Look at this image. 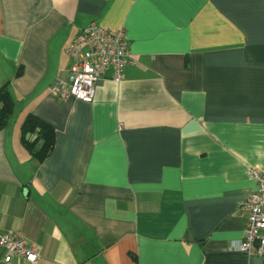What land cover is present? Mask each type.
I'll return each instance as SVG.
<instances>
[{"label":"crops","instance_id":"obj_1","mask_svg":"<svg viewBox=\"0 0 264 264\" xmlns=\"http://www.w3.org/2000/svg\"><path fill=\"white\" fill-rule=\"evenodd\" d=\"M91 21L124 27L135 63L91 102L61 98L65 45ZM5 83L0 235L35 243V264H264L238 249L264 170V0H0ZM28 114L54 129L42 160Z\"/></svg>","mask_w":264,"mask_h":264},{"label":"built area","instance_id":"obj_2","mask_svg":"<svg viewBox=\"0 0 264 264\" xmlns=\"http://www.w3.org/2000/svg\"><path fill=\"white\" fill-rule=\"evenodd\" d=\"M64 52L71 59L70 80L68 84L55 83L52 89L61 98L72 96L85 102L94 99L97 83L108 70L111 79L119 82L125 67L135 63L124 27L110 29L95 21L80 28L67 42ZM249 174L256 187L239 205L246 223L238 249L264 257V170L252 168ZM0 247L5 249L6 262L14 255L31 264L39 258L38 246L18 232L1 234Z\"/></svg>","mask_w":264,"mask_h":264},{"label":"trees","instance_id":"obj_3","mask_svg":"<svg viewBox=\"0 0 264 264\" xmlns=\"http://www.w3.org/2000/svg\"><path fill=\"white\" fill-rule=\"evenodd\" d=\"M13 112L14 100L5 83L0 86V129L7 125ZM20 135L21 142L39 160L44 159L53 148L55 140L53 127L35 115L28 114L24 118ZM27 135L35 136L32 140H28ZM38 141H40V145L36 147Z\"/></svg>","mask_w":264,"mask_h":264}]
</instances>
